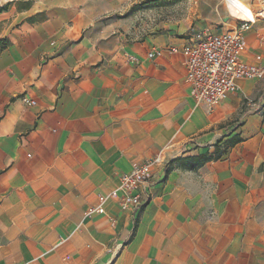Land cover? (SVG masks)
Returning <instances> with one entry per match:
<instances>
[{
    "label": "crops",
    "instance_id": "obj_1",
    "mask_svg": "<svg viewBox=\"0 0 264 264\" xmlns=\"http://www.w3.org/2000/svg\"><path fill=\"white\" fill-rule=\"evenodd\" d=\"M114 5L36 0L22 18L0 14V264H264V77L208 112L186 78L192 35L129 40L106 20ZM196 10L210 29L239 16L224 0ZM243 39L245 60L264 58V17ZM197 154L213 157L171 162ZM157 155L136 215L112 197L96 211Z\"/></svg>",
    "mask_w": 264,
    "mask_h": 264
},
{
    "label": "built area",
    "instance_id": "obj_2",
    "mask_svg": "<svg viewBox=\"0 0 264 264\" xmlns=\"http://www.w3.org/2000/svg\"><path fill=\"white\" fill-rule=\"evenodd\" d=\"M224 1L229 8L239 11L240 16H237L239 23L234 28L219 33L196 32L181 48L191 94L197 102L205 104L208 112H212L230 95L237 93L238 81L264 77L263 56L257 55L256 62H249L243 58L247 49L243 35L253 27L258 18L264 17V3L252 6L242 0ZM170 49L176 52L178 47L171 46ZM161 53V50H154L149 53V57ZM22 101L29 105L37 103L35 99L27 96H23ZM186 148L184 152L189 151ZM162 161V156L157 155L148 162L135 165L130 172L122 174L117 188L109 194L99 195L100 205L96 211L104 213L103 203L112 197L118 199L122 210H132L136 215L143 204L138 187L148 186L153 165Z\"/></svg>",
    "mask_w": 264,
    "mask_h": 264
},
{
    "label": "rangeland",
    "instance_id": "obj_3",
    "mask_svg": "<svg viewBox=\"0 0 264 264\" xmlns=\"http://www.w3.org/2000/svg\"><path fill=\"white\" fill-rule=\"evenodd\" d=\"M35 1L0 0V8H5L0 14L9 16L10 19L20 14L22 18L25 15L22 12L27 11ZM196 2L197 0H114L115 9L107 14L106 20L118 23L120 30L129 40H142L160 34L187 37L200 31L220 32V28L228 30L235 26L237 16L228 14L227 19L211 29L208 26H200L197 24L200 18L197 17ZM224 8L226 9L225 6ZM234 11L240 16L238 10ZM258 98L259 96H250L251 105L256 103ZM246 103L247 99H244L242 112L249 108Z\"/></svg>",
    "mask_w": 264,
    "mask_h": 264
},
{
    "label": "trees",
    "instance_id": "obj_4",
    "mask_svg": "<svg viewBox=\"0 0 264 264\" xmlns=\"http://www.w3.org/2000/svg\"><path fill=\"white\" fill-rule=\"evenodd\" d=\"M5 8H0V12H2ZM9 44L7 38H0V52L5 49ZM242 140L239 134L234 135L233 137L227 139L226 144L232 146ZM222 140H220L221 142ZM217 145V144H216ZM213 156L209 154H197V155H189L185 157H179L172 160V163H175L184 168L196 169L202 166L204 163L209 161Z\"/></svg>",
    "mask_w": 264,
    "mask_h": 264
},
{
    "label": "bare ground",
    "instance_id": "obj_5",
    "mask_svg": "<svg viewBox=\"0 0 264 264\" xmlns=\"http://www.w3.org/2000/svg\"><path fill=\"white\" fill-rule=\"evenodd\" d=\"M243 1H246V0H242V2H243Z\"/></svg>",
    "mask_w": 264,
    "mask_h": 264
}]
</instances>
